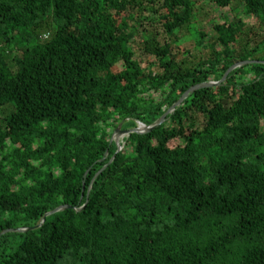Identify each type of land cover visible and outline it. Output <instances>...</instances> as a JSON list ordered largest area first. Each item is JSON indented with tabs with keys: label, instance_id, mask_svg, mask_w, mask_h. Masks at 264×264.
<instances>
[{
	"label": "trees",
	"instance_id": "16d2710c",
	"mask_svg": "<svg viewBox=\"0 0 264 264\" xmlns=\"http://www.w3.org/2000/svg\"><path fill=\"white\" fill-rule=\"evenodd\" d=\"M27 228L0 264H264V0H0V233Z\"/></svg>",
	"mask_w": 264,
	"mask_h": 264
},
{
	"label": "water",
	"instance_id": "95a60500",
	"mask_svg": "<svg viewBox=\"0 0 264 264\" xmlns=\"http://www.w3.org/2000/svg\"><path fill=\"white\" fill-rule=\"evenodd\" d=\"M248 63H250V62H249V61H246V62H242V63L236 64V65L230 67L229 70H228V71L225 73V75L223 76V78H222L221 81L225 80L226 77H227V75H228L231 71H233L234 69H236V68H238V67H240V66H242V65L248 64ZM221 81H220V82H217V83L210 82V83H205V84H200V85H196V86H194L192 89H190L188 92H186V93H185V94H184V95L178 100V102H177L176 104H174L170 109H168L167 112H166V113H165V114H164V115H163V116H162V117H161V118H160V119H159V120H158L153 126H151V127H145L143 124L139 123L135 129H131V130L124 131V130H121V126L119 125V126L116 128L115 134H117V136H119L120 134H126V135L128 136V135L131 134V133H145V132H149V131H151L153 128H155V127H157V126H160L162 123H164V121H165L167 115H169L170 113H172V112L175 110V108H176L177 106H179V105L182 103V101L188 96V94H189L190 92H192V91H194V90H197V89H200V88H205V87L208 88V87H214V86H217V85H219V84L221 83ZM141 127H144L145 130L142 131V130H141ZM112 141H114L115 144H116V146H117V151H116V153H115V154H117V153L120 152L122 146L120 145V143H119L118 141L114 140L113 138H111V142H112ZM68 208H70V207H69V206H60V207H58V208H56V209H54V210L48 212L47 214H45V216L42 218L41 222H40L35 228H38L39 226H41V225L43 224V222H44V220H45V217H47V216H49V215H52V214H54V213H56V212L62 211V210H64V209H68ZM82 208H83V207H82ZM82 208L77 209V210L79 211V210H81ZM31 229H33V228L4 230L3 232L0 233V236H2L3 234H6V233H11V232H27V231H29V230H31Z\"/></svg>",
	"mask_w": 264,
	"mask_h": 264
},
{
	"label": "rangeland",
	"instance_id": "374dc122",
	"mask_svg": "<svg viewBox=\"0 0 264 264\" xmlns=\"http://www.w3.org/2000/svg\"><path fill=\"white\" fill-rule=\"evenodd\" d=\"M204 10L209 13L210 18L214 17L216 19L215 20L216 22L221 20V18H224L226 16H227L226 18H228V19H230L232 17L231 13L228 12L227 10H221V11L215 10L214 6H210L208 4L204 5ZM245 21H246V24H248V25L253 24V21H251V20H245ZM204 27H205V25H203L202 28H204ZM197 29H199V27L196 24H192L188 29L181 31V33H180L181 41L179 43V44H181L180 50H182V51L183 50H192L194 48V46H196L195 32ZM204 31L208 36H211L210 30L208 27L205 28ZM166 40L168 41L167 38H166ZM137 42L139 43L138 39H137ZM202 51H204V50H202ZM139 57H140V60L142 62L146 61L147 56L142 51L140 52ZM184 57H189V55L185 52ZM155 96H156V94H155ZM111 130H112L111 138H113L114 140H116L120 143V145L122 146L120 151H123L124 140L127 137V135L126 134H120L119 136H117V134H115L116 129L112 128ZM141 130L144 131L145 128L141 127ZM174 145H177L176 141L174 142Z\"/></svg>",
	"mask_w": 264,
	"mask_h": 264
}]
</instances>
